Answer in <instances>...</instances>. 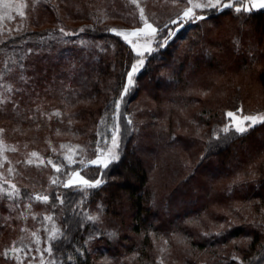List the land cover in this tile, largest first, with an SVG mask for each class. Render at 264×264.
Instances as JSON below:
<instances>
[{"label": "trees", "instance_id": "1", "mask_svg": "<svg viewBox=\"0 0 264 264\" xmlns=\"http://www.w3.org/2000/svg\"><path fill=\"white\" fill-rule=\"evenodd\" d=\"M65 2L69 3L72 16H76L92 0ZM107 2L103 0L99 5L94 0V16L98 17V6L113 10L112 3ZM179 23L183 27L166 46L149 55L146 67L136 76V86L124 98L118 117L123 132L121 159L103 170L105 183L88 189L86 195L76 188L63 186L49 191V206L61 215L60 227L71 226V239L52 256L58 264H107L98 259L103 250L115 258L116 264H160L161 259L163 264H264V227L261 226L264 221V125L258 124L227 143L217 142L213 136L229 122L226 115L229 110L242 107L244 115L264 113V12L208 10L202 21ZM106 28L94 21V28L83 32L85 38L94 40V54L87 58L83 50L77 49L73 53L76 63L63 61L62 54L57 62L35 61L34 69L42 78L40 86L23 100L31 105V113L9 111L6 113L9 121L0 118V126L7 127L17 143L31 139L35 142L40 138L37 143H28V147L41 149L44 138L53 135L55 127L63 132L79 133L78 140L66 142L83 146H92L96 138L110 136L111 126L117 122L112 115V101L118 97L126 81V70L136 55L124 40ZM219 30L223 34L218 37ZM49 34H52L50 29L41 28L3 45L9 48L16 41ZM213 62L216 68L211 69ZM257 62H260L257 78L262 90L259 106L246 108L239 86L224 99L219 97L224 92L208 99L213 86L212 82H206L208 72H238ZM199 71L202 72L196 81L202 86L190 82L189 78ZM78 73L81 79L77 81ZM178 85L182 91L177 90ZM161 102L165 105L160 110L156 103ZM47 106L62 112L60 123L63 124L44 123L48 118L40 114V109ZM190 107L196 110L188 115ZM35 108L38 115L32 114ZM129 115L132 125L127 124ZM61 142L54 141L56 145ZM178 143L188 157L174 170V186L160 194L156 173L165 170V163L158 158L159 152L163 148L179 155L174 149ZM92 149L88 148L89 155ZM202 153H207L203 160ZM83 171L93 172V179L101 175L100 168L87 167ZM251 172H255L254 177ZM199 173L206 179L191 186ZM218 180L225 181L221 189L213 186ZM23 193L28 192L23 190ZM60 194L65 196L63 205L56 200ZM208 203L219 207L209 212L205 207ZM85 213H98L99 219L89 221ZM126 218L130 221L129 233L124 236L122 222ZM77 221L83 227H78ZM228 222H233L232 226L217 235L219 225ZM97 232L103 235L97 237ZM113 232L114 238L110 236ZM205 232L210 234L204 235ZM90 236L93 239L89 241ZM178 238L185 243H178ZM3 239L0 228V248ZM164 241L176 247L171 262L163 254L155 258L164 249ZM76 248L81 251L76 252ZM69 255L74 259L69 261Z\"/></svg>", "mask_w": 264, "mask_h": 264}, {"label": "rangeland", "instance_id": "2", "mask_svg": "<svg viewBox=\"0 0 264 264\" xmlns=\"http://www.w3.org/2000/svg\"><path fill=\"white\" fill-rule=\"evenodd\" d=\"M77 1L83 2V0ZM96 1L99 5L103 3V0ZM104 1L106 2V4L108 3L107 1H110L113 5V10L109 11V9H107V7L105 8L104 5L102 7L98 6V17H100L101 19H103L105 15L108 17L107 19H103L102 23H98L99 25H105L107 26V28L118 27L125 29H130L131 27L136 26V21H138L139 19L138 10L136 9L135 5H132L129 2V0ZM7 2L12 4L13 6L11 8L0 6V14H5L3 16V19H0V40H3L4 37L7 36L9 37L7 41H9L13 38H16L17 36H22L27 33L29 34L35 30H40L41 28L50 29L52 31V34L44 36L46 43H41L40 37L25 38L21 42L16 41L9 48H5L6 46L4 47L3 43H0V77H3L0 78V85L6 86L7 84H12L15 88L22 87L18 81L19 70L17 67L9 63V61L18 60L19 57L25 55V50L27 47H34L36 45H39L42 49H44L39 55H29L23 61L29 66L27 75L33 77V79L27 86L23 87L22 92L9 93L6 92L4 88H0V93L12 96L17 101L16 108L12 106V103L10 101H6L4 104H0V118L6 119H8L6 113H8L9 111L13 113L15 112L17 114H19L20 112L31 113V105L28 106L29 103L27 102L23 103V100L25 97H27V95L29 96L30 92L36 90L37 86H40L41 80L39 79L41 78V75H38V72L35 71L37 69H34V64L36 63L35 61H39L40 59H42L43 62L49 61L48 63H50V60L52 62H57L56 59L62 54L61 56L63 58V61H68L72 64L73 62L76 63L77 57L73 55V53H75L74 51L77 49L83 50V56L86 58L89 56V54H94V40L85 38L83 36V32H80L79 30L81 28H85L86 30L90 28L93 29L94 21L97 22L95 19H93L94 0H92V2L87 5V7L83 5L81 10H79V14L76 16H72L71 9L69 8V3L66 4L65 0H7ZM20 2L26 4V8L24 9L26 12L25 17H21L19 15V12L16 10L15 5ZM141 3L143 6H145L146 12L150 15V17L153 20L157 21V23L159 24H163L164 22H166L169 16L174 17L175 13L183 6V3L173 4L172 0H141ZM70 7L72 6L70 5ZM21 25L23 27H20ZM61 26H63L66 30H69L72 34L62 37L58 31L59 27ZM18 28L20 29L19 32H17ZM180 28L181 27H178L177 30L175 29V31H179ZM218 32L219 34H217L216 32V35H218V37L223 34L222 30H219ZM120 38L123 40L122 37ZM65 40L69 41V43H64ZM81 40L84 41L83 45L79 43ZM72 47L73 49L70 50V48ZM129 47L131 49L130 45ZM133 53L135 54V52ZM259 65L260 62H257L251 67L238 72H232L231 70L223 73H216L213 71L208 72L206 82L213 83L212 90L208 95V99L215 97L223 92L224 94H221V96L219 97L224 99L234 92V88L236 86H239L242 89V99L246 105V108L252 109L259 106L262 103V90L257 78ZM8 67H12L13 73L15 74L8 73ZM210 68H216V63L213 62ZM201 72L202 71L192 73L189 77L190 82L194 81L195 85L202 86L201 82L196 81V79L200 77ZM209 77L211 78L209 79ZM56 78L58 79V77ZM80 79L81 78L79 73L76 74L75 80L78 81ZM212 79H214V81H212ZM188 86H190V84H188ZM177 90L182 91V86L178 85ZM41 98L44 99L45 96H41ZM205 101L207 104H209L208 100ZM39 103H43V100L39 101ZM35 104L37 105V103ZM47 105H49V102H47ZM164 105L165 102H161L160 104L156 103V106H158L160 110L164 107ZM34 110L35 112H33L32 114L38 115L37 108H35ZM194 110H196L195 107L188 108V115L192 114ZM40 114L48 118L47 121H44V123L47 122L48 124H52L54 123V121L55 123H60L62 121L61 117H63L62 112L58 115L53 108H48V106L41 108ZM36 126H38L39 128L38 123H36ZM0 128L5 129L4 133L2 134V137L5 141L4 154L9 157V160L11 161V167L15 169L14 174H9L7 172L9 164L7 161H4L3 166H0V173H4V179H12L14 182H16L21 188L22 193L23 190H26L28 193L39 192L42 194H48L52 187L57 186L51 183L52 177L54 175H57V173L56 170L52 168L51 164L47 163L48 159H52L53 162H60L66 168L70 167L74 169L76 167H80L82 169V174L86 175L88 178H92L94 173H86L85 171H83L85 168H100L99 166L95 165L84 166L80 165L79 163L77 165L69 166L67 160L64 159L65 153H68L69 151L68 146H71L72 154L74 155V158L77 159V161L83 159L86 164L88 159L95 158V143L92 146L80 145V148L76 149L75 146L79 145L78 143L66 142L68 139L78 140L79 133L77 132H63L60 128L55 127L52 133L53 135H49L47 137L44 136V147L34 150L28 147V143H37L38 141H41L40 138H38L35 142H32L31 139L28 141H20L21 143H17V140L12 137V134L7 127L0 126ZM100 136L101 135H98L97 137ZM57 139H60L62 142L56 145L54 141ZM102 139V137L96 138V141ZM62 144L65 145L64 148H61ZM13 147H15V151L12 150ZM89 147L93 148L92 155H89L87 151ZM42 149L43 151H40ZM53 149H56V151H53ZM174 149H176V151H178V153L180 154L178 155L174 150H165L162 148L158 155V158H161V161H164L165 163L163 164L165 170H158V172L156 173V184L158 185L160 194L168 191L174 186L175 182L172 183L175 179L173 177L175 172L174 170H176L182 160H184L185 158L187 159L188 157L186 156L184 151H182V145L180 143L176 144ZM32 151L38 152L40 156L44 158L45 162L43 164H38L35 162L37 158L32 157L34 163H26ZM60 178L65 180L67 179L66 176H61ZM205 179L206 178H204V174L199 173L196 180L192 181L191 186L193 184H200ZM165 180H167L169 184H165L167 183L165 182ZM163 182L165 183L162 184ZM224 183V180H218L215 181L213 186L217 189H221L224 186ZM165 185H169V187L164 188ZM58 186L63 185L61 184ZM204 195L205 194L202 193V196ZM27 204L28 201L23 200V205ZM174 205L177 206L176 203H174ZM205 207L210 212L214 211L219 206L208 203ZM20 211H23L22 216L20 215ZM46 214H53L56 225L60 226L61 215L59 211L54 210L49 206V201L47 203L33 201L31 209H27L21 206L18 211L17 209L12 208L11 201L0 198V228L2 229L4 235V239L1 241V244L3 246L2 248H0V254L3 253L6 247L11 246L12 241H16L17 244H20L22 241L24 245L28 246L29 255L22 257L21 264H25V262L29 259L32 260V264H38L39 253L35 251V248L42 249L46 247L47 230L52 227L51 222L44 220V216ZM129 223L130 221L128 218H126V220L122 222V226H124L122 227L124 230V236L129 233V231L127 230ZM23 228H27L28 231H21V229ZM32 231H35L41 237L40 243L35 242V238L31 236ZM155 246L157 247L156 244ZM163 247L164 249L160 251V253L157 254L155 258L158 259L160 254H163L166 261L171 262L172 256L176 253L175 245L170 244L168 241L167 243H165L164 241ZM89 250L93 252L96 251L92 248H89ZM44 258L46 261L49 259V256L46 252ZM51 258L55 259L54 257ZM98 259L100 260V263L102 261H105L107 264H116L115 258L113 256L105 254L104 250L101 257H99ZM0 264H16V262L12 259L11 253H9L8 258H4L2 255H0Z\"/></svg>", "mask_w": 264, "mask_h": 264}, {"label": "snow or ice", "instance_id": "3", "mask_svg": "<svg viewBox=\"0 0 264 264\" xmlns=\"http://www.w3.org/2000/svg\"><path fill=\"white\" fill-rule=\"evenodd\" d=\"M132 5H135L138 10L139 19L136 21V26L131 27L130 29L118 28V27H109L106 28V31L112 32L119 37H122L124 41H126L130 46L131 50L135 52L136 56L133 62L130 65V69L126 70V81L123 83L122 88L119 92L118 97H115L112 101L114 105V111L112 115L117 118V122H115L111 126L110 136L104 135L102 140L95 141L96 146V155L94 159H88L86 164L82 159L77 161L72 154V148L69 147L68 153H65L64 159L67 160L68 165H80L88 166L95 165L101 168V175L97 178H88L86 175L82 174V169L80 167L70 168L65 167L60 162H53L52 159H48L47 163L51 164L52 168L56 170L57 175H54L51 179V183L53 185H63L65 188H76L79 191L87 194L88 189L98 188L100 185L105 183L104 180V172L103 170L107 169L111 164L119 161L121 159L120 155V143L122 139V126L118 122V117L120 115L121 106L124 101V98L129 94L130 90H132L136 84L137 79L136 76L141 72L142 69L146 67V61L149 59V55L153 53L156 49L166 46L170 39L176 34V27H183V23L179 22H192V21H202L205 18V15L208 10H220L224 8L234 9L236 13H251L253 9H264V0H172L173 4L183 3V6L180 10H178L174 17L169 16L166 22L163 24L157 23V21L153 20L150 15L146 12L145 6L142 5L141 0H129ZM0 6L11 8L13 5L8 3L7 0H0ZM16 10L19 12L21 17L26 16L25 8L26 4L23 2L17 3L15 5ZM5 14H0V19H3ZM108 17L105 15L103 19H107ZM93 19L97 21V23H102L103 19L100 17L94 16ZM20 27H23L22 25ZM19 28L17 32H19ZM86 29L81 28L79 31L84 32ZM11 31V30H9ZM61 36H68L72 33L69 30H66L63 26L58 29ZM15 34V33H13ZM51 35V34H50ZM9 37L5 36L3 40H0V43H5ZM41 43H46L44 36L40 37ZM64 43H69V41H64ZM81 45L84 44V41L79 42ZM44 49H42L39 45L34 47H27L25 50V55L19 57L18 60H11L13 66L17 67L19 70L18 81L21 84V88H15L12 84L0 85V88H4L6 92H22L23 87L27 86L33 79V77L27 75V71L29 66L23 61L29 55H39ZM7 67V65H6ZM8 73H13V68H7ZM3 78V77H0ZM6 101H10L14 108L17 107V101L9 95H4L0 93V104H4ZM56 113L59 115L60 110L57 109ZM243 109L238 108L236 110L227 111L226 115L229 118V122L225 123L219 131L213 133L214 138L217 142L227 143L230 139H234L237 136H242L248 133L254 126L261 124L264 125V113L257 112L254 114L244 115ZM104 119H101V123H104ZM71 123V121H69ZM134 122L131 118V115L127 117V124L132 125ZM5 129L0 128V166H3V162L7 161L9 167L7 168V172L9 174H14L15 169L11 167V161L9 157L4 154L5 152V141L2 137ZM222 132L224 135H221ZM98 135H101L98 133ZM65 145H61V148H64ZM76 149L80 148V145L75 146ZM211 147V143H210ZM15 151V147L12 148ZM56 151V149H53ZM78 154V153H77ZM207 153H202L201 160L205 159ZM32 157H36L35 161L38 164H43L45 162L44 158L40 156V154L36 151H32L30 157L27 159L26 163L33 164L34 161ZM19 163V162H18ZM250 175L252 177L255 176V172H251ZM61 176H66L67 179H61ZM4 173H0V198L6 199L12 202V208L19 209L21 206L27 209L32 208V202H44L47 203L51 197L48 194H42L39 192L35 193H22L21 188L18 186L16 182L12 179H4ZM235 183V181H234ZM27 200L28 204L23 205V200ZM56 200L59 201V204H65V196L63 194L57 195ZM55 207V203L52 205ZM11 210V209H10ZM31 214V213H29ZM20 215H23V211H20ZM85 218L89 221H95L99 219V214H89L85 213ZM44 220L51 222L52 227L47 230V238H46V247L44 248H35V251L39 253V261L38 264H57L55 259H52L54 252L62 248L65 241L71 239V226L70 224H65L63 227L57 226L56 221L54 220L53 214H46L44 216ZM233 222H228L226 224L219 225V228L216 230V234L220 235L224 230H227L232 226ZM78 227H83L81 221H77ZM261 226L264 227V221H261ZM21 231H28L27 228L21 229ZM209 232H205L204 235H209ZM103 233L97 232L96 236L100 237ZM31 236L35 238L36 243H40L41 237L35 232H31ZM111 237H116V233L113 232L110 234ZM93 237H89V241L92 240ZM245 239H250V237H246ZM87 243V242H85ZM167 243V241H165ZM178 243H185V240L182 238H178ZM76 252H80V248L75 249ZM45 252L48 254L49 259L45 260ZM9 253H11L12 259L16 262V264H21L22 257L28 256V246L24 245L21 241L20 244H17L16 241H12L11 246L6 247L3 251L2 255L4 258L9 257ZM69 261L73 260L74 257L69 255L67 257ZM235 259H240L239 257H235ZM25 264H32V260L29 259L25 262ZM160 264H163V260H160ZM242 264V262H241Z\"/></svg>", "mask_w": 264, "mask_h": 264}, {"label": "crops", "instance_id": "4", "mask_svg": "<svg viewBox=\"0 0 264 264\" xmlns=\"http://www.w3.org/2000/svg\"><path fill=\"white\" fill-rule=\"evenodd\" d=\"M253 11H261V12H264V9H253Z\"/></svg>", "mask_w": 264, "mask_h": 264}]
</instances>
